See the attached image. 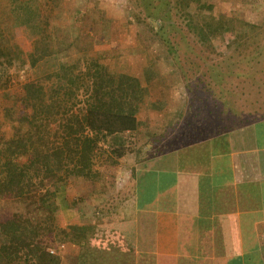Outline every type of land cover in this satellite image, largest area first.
<instances>
[{
  "label": "trees",
  "instance_id": "obj_1",
  "mask_svg": "<svg viewBox=\"0 0 264 264\" xmlns=\"http://www.w3.org/2000/svg\"><path fill=\"white\" fill-rule=\"evenodd\" d=\"M192 1H135L147 12V18L162 19L155 33L170 54L172 71L179 73L188 93L180 114L197 113L198 104L212 110L230 96L249 101L246 94L252 91L240 90L249 75L234 74L228 66L236 59L252 67L264 59V23L252 24L234 52L220 58L222 54L211 35L189 11ZM171 3L179 12H186L197 44H203L208 51H197L196 44L188 53L182 51L181 45L172 48L173 39L165 23L171 17ZM40 5L42 33L29 49L11 33V15L0 14V93L11 99L12 89H22L14 96L12 106L0 109L6 119L21 123L10 134L0 127V264H61L59 247L69 236L57 224L54 204L49 202L52 194L81 180L91 184L92 196L106 201L105 209H112L118 203L112 194L110 200L109 191L116 187L122 158L133 155L134 178L136 163L162 153L168 146L164 134L150 137L139 120L146 100L152 108L162 107L150 99L148 85L121 68L116 60L86 55L74 62L59 61L51 32L55 8L52 0H42ZM163 11L168 16L162 15ZM150 58L144 74L149 79L158 68L155 55ZM257 72L264 74V68ZM232 75L244 78H231ZM262 91L259 85L253 100L257 104L252 106L255 117L264 116ZM230 106L229 111L237 114ZM139 134L146 136L142 145H136ZM14 203L23 207L12 212ZM83 248L82 257L86 259V246Z\"/></svg>",
  "mask_w": 264,
  "mask_h": 264
},
{
  "label": "crops",
  "instance_id": "obj_2",
  "mask_svg": "<svg viewBox=\"0 0 264 264\" xmlns=\"http://www.w3.org/2000/svg\"><path fill=\"white\" fill-rule=\"evenodd\" d=\"M256 104L230 96L212 110L198 104L197 113L170 116L164 130L146 122L168 146L136 163L134 178L129 165L112 209L70 184V221H58L52 207L69 236L61 264H264V116L253 115Z\"/></svg>",
  "mask_w": 264,
  "mask_h": 264
},
{
  "label": "rangeland",
  "instance_id": "obj_3",
  "mask_svg": "<svg viewBox=\"0 0 264 264\" xmlns=\"http://www.w3.org/2000/svg\"><path fill=\"white\" fill-rule=\"evenodd\" d=\"M0 1V14L11 15V33L29 49L32 41L42 33L40 21L42 0ZM135 1L137 2V0H52L55 15L52 17L51 32L59 61L74 62L86 55L98 56L104 58V61L114 62L116 60L121 68L135 74L144 85H148L150 99L162 106L152 108L147 100L143 104L139 117L149 132L150 124L145 123L152 120L154 128H161L162 122L170 116L180 114L181 108L185 106L188 93L179 73L172 71L170 54L167 53V48L155 33L160 26L161 17L147 18V12L142 7H138ZM169 6H171V17L165 23L168 26L166 32L169 38L173 39L172 48L181 45L182 51L188 53L189 49H193L196 44L198 45L195 48L197 51L207 50L203 44H197L195 31L188 27L189 20L186 12H179L175 3ZM189 11L194 13V19L199 26H204L211 35L216 48L222 54L220 58H225L234 52L237 43L249 34L252 24L264 23V0H193ZM182 13L184 16L181 15ZM164 14L168 16L167 11H163L162 15ZM263 46L264 44L261 45ZM152 54L157 58L158 68L149 79L144 74L150 64ZM235 60H231L232 66L228 68L233 69L234 74L239 72L251 78L238 75H232L231 78L233 76L244 78L242 82L246 85L240 87V90L243 92L247 89L251 90L252 92L248 95L253 100L257 97L258 86L263 87L260 99L264 101V82H262L264 74L255 73L257 69L264 68L261 67L264 59L258 60L252 67L246 61L236 62ZM252 71L254 74L249 73ZM250 84H253L252 87ZM21 90L20 87L12 89L11 99H7L0 93V109L12 106L14 96ZM166 101L172 102L173 106L166 104ZM185 111L189 110L185 109ZM262 111L263 109L261 113ZM151 112L155 114L152 116ZM20 125L18 120L6 119L5 115L0 114V127L6 134L14 132ZM162 129L164 130L165 127L163 126ZM144 140V134H139L135 139L136 145L143 144ZM133 161V155L126 156L120 161L116 172V187L109 191L110 200L111 194L116 201L117 196L120 198L123 195L121 188L127 184L130 176L129 165H132ZM72 186L74 194L77 193L74 189L76 187L79 193H85L92 188L91 185L86 187V182L81 180L72 183ZM67 188L70 187L67 186ZM67 188L65 192L63 191L64 194H61V198L53 197L49 200L54 206L58 204L60 208L58 221L63 224L69 222L71 217L68 196L70 193ZM22 207V204L14 203L12 212L15 208L20 210ZM97 209L99 211V207ZM82 211V214H85V210Z\"/></svg>",
  "mask_w": 264,
  "mask_h": 264
},
{
  "label": "built area",
  "instance_id": "obj_4",
  "mask_svg": "<svg viewBox=\"0 0 264 264\" xmlns=\"http://www.w3.org/2000/svg\"><path fill=\"white\" fill-rule=\"evenodd\" d=\"M51 252H54V249H50Z\"/></svg>",
  "mask_w": 264,
  "mask_h": 264
}]
</instances>
